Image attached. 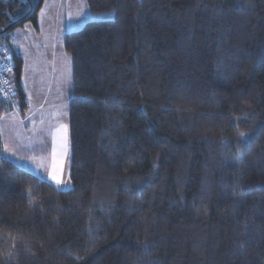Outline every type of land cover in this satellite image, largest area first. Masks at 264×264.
Listing matches in <instances>:
<instances>
[{
  "label": "trees",
  "instance_id": "trees-1",
  "mask_svg": "<svg viewBox=\"0 0 264 264\" xmlns=\"http://www.w3.org/2000/svg\"><path fill=\"white\" fill-rule=\"evenodd\" d=\"M84 1L113 16L62 38L71 186L0 150V264H264V0ZM43 3L0 0V117L28 112L11 36Z\"/></svg>",
  "mask_w": 264,
  "mask_h": 264
},
{
  "label": "rangeland",
  "instance_id": "rangeland-1",
  "mask_svg": "<svg viewBox=\"0 0 264 264\" xmlns=\"http://www.w3.org/2000/svg\"><path fill=\"white\" fill-rule=\"evenodd\" d=\"M51 1L45 4L42 10L43 15L42 11L38 14L37 25L41 32L39 37L32 34L29 36V32L35 31L30 23L14 31L20 33L22 37L18 41L21 42L20 48L25 56V68L22 69V74L24 73L28 111L31 115L27 122L31 130L24 136L25 141L20 145L21 149L26 152L24 153L26 157L23 156L26 160L22 157L23 162L37 168V177L45 179L58 190H67L71 184L68 180L70 149L66 100L71 92L69 93L65 84L66 79H70L71 61L70 57L63 52L62 38L66 33L79 30L88 21L112 18L113 14L90 15L84 0ZM32 38H37V40L29 42ZM63 57H66L65 60ZM12 117L8 115L0 117L3 151L5 125L7 130H11L13 136H16L18 131L17 128L14 130L16 124L11 119ZM54 148L58 153H62L57 157L62 160V170L57 174V178L62 181L60 185H57L51 177ZM38 151L41 152V157L37 159ZM32 152H35L36 157L31 154ZM9 154L11 157V153ZM7 159L12 161L9 157ZM20 160L15 161L16 163L12 162L22 168L25 165Z\"/></svg>",
  "mask_w": 264,
  "mask_h": 264
},
{
  "label": "crops",
  "instance_id": "crops-1",
  "mask_svg": "<svg viewBox=\"0 0 264 264\" xmlns=\"http://www.w3.org/2000/svg\"><path fill=\"white\" fill-rule=\"evenodd\" d=\"M47 1H50V0H44V3H43V5H42V8H41V10H40V12L44 9V6H45V4L47 3ZM52 1H54V0H52ZM51 1V2H52ZM37 20H38V18H37ZM32 26V25H31ZM33 27V26H32ZM34 28V27H33ZM24 30V29H23ZM37 30L38 31H32V32H29V36H30V34H32V35H34V36H36V37H39L40 36V31H39V28H38V25H37ZM15 31V30H14ZM13 31V33H12V36H11V42H12V47L14 48V50L20 55V57L22 58V69H24L25 68V62H24V58H25V56H24V54L22 53V50H21V48H20V45H21V42H19L18 40L20 39V38H22L21 37V35H20V33H16V32H14ZM26 35H27V33H26ZM25 35V36H26ZM27 38H31V37H27ZM36 41L37 40V38L36 39H33L32 38V40H29V42H32V41ZM63 52H64V50H63ZM66 54V53H65ZM65 58L66 57H63V59L65 60ZM55 70H53V72H54ZM23 77H24V73L22 74V76H21V86H22V89H23V91H24V93H25V96H26V101H27V93H26V88H25V84H24V80H23ZM70 80V81H69ZM67 83H68V86H67ZM69 83H70V85H69ZM66 87H67V89H69L68 91H69V93L71 92V86H72V78H71V62H70V79H66ZM69 87V88H68ZM69 99V98H68ZM68 99L66 100L67 102H66V105H67V103H68ZM6 115H8V116H13L11 119L15 122V124H16V127L14 126V130H15V128H17V134H16V136H13V135H11V130L9 129V130H7L6 129V125H5V127H4V151H3V148H2V140H1V137H0V145H1V152L3 153V155L6 157H9L10 159H12V161L13 162H15V161H17V160H20V161H22L23 162V160H22V157L24 156V157H26V155L24 154V153H26L25 151H23V149H21V143H23L24 141H25V135L28 133V132H30V130H31V127H30V125L27 123L28 122V120H29V118H30V113H29V111L27 112V114H26V116L24 117V118H22L19 114H18V111L15 109V108H13V109H11V111H9L8 113H6V114H4V116H6ZM5 118V117H4ZM19 128V129H18ZM15 137H16V139H15ZM11 139H13V140H11ZM15 139V140H14ZM15 141V142H14ZM5 149H6V151H5ZM44 150V149H43ZM42 151V150H41ZM46 151V150H45ZM48 152H50V151H48ZM9 153H11V157H14V158H11L10 157V154ZM28 153V152H27ZM44 153V152H43ZM33 156H35L34 154H35V152H32L31 153ZM6 157V158H7ZM23 157V158H24ZM36 157V156H35ZM39 157H41V152L40 151H38V153H37V159L39 158ZM15 159V160H14ZM25 159V158H24ZM26 160V159H25ZM16 163V162H15ZM24 164L23 165H25V166H22V168L23 169H28L30 172H32V173H34L35 175L37 174V168L33 165H31V164H26V162H23ZM43 180H45V179H43Z\"/></svg>",
  "mask_w": 264,
  "mask_h": 264
},
{
  "label": "built area",
  "instance_id": "built-area-1",
  "mask_svg": "<svg viewBox=\"0 0 264 264\" xmlns=\"http://www.w3.org/2000/svg\"><path fill=\"white\" fill-rule=\"evenodd\" d=\"M13 60L9 50L0 45V98L13 103L15 91L11 83Z\"/></svg>",
  "mask_w": 264,
  "mask_h": 264
},
{
  "label": "snow or ice",
  "instance_id": "snow-or-ice-1",
  "mask_svg": "<svg viewBox=\"0 0 264 264\" xmlns=\"http://www.w3.org/2000/svg\"><path fill=\"white\" fill-rule=\"evenodd\" d=\"M19 3H20V13H21V15H26L35 6H38V5H34L33 4V0H19ZM41 14L43 15V11H42ZM244 136H245L244 133H240L239 139H243ZM5 151H6V149H5ZM65 151H66V148H65ZM58 155H62V153H58L57 150L54 148L53 149V172L51 173V177H52L53 180H55L57 185H60L62 183V181L57 178V174H58V171L62 170L61 169L62 160L57 158Z\"/></svg>",
  "mask_w": 264,
  "mask_h": 264
},
{
  "label": "water",
  "instance_id": "water-1",
  "mask_svg": "<svg viewBox=\"0 0 264 264\" xmlns=\"http://www.w3.org/2000/svg\"><path fill=\"white\" fill-rule=\"evenodd\" d=\"M9 28H10V26L9 27H7L6 29H4L1 33H0V35L2 34V33H5V32H7L8 30H9Z\"/></svg>",
  "mask_w": 264,
  "mask_h": 264
},
{
  "label": "bare ground",
  "instance_id": "bare-ground-1",
  "mask_svg": "<svg viewBox=\"0 0 264 264\" xmlns=\"http://www.w3.org/2000/svg\"><path fill=\"white\" fill-rule=\"evenodd\" d=\"M7 48V47H6ZM10 52V51H9ZM11 54V53H10ZM13 59V58H12Z\"/></svg>",
  "mask_w": 264,
  "mask_h": 264
}]
</instances>
